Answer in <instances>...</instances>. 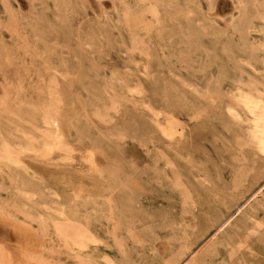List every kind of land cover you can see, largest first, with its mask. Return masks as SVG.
I'll use <instances>...</instances> for the list:
<instances>
[{"label": "rangeland", "instance_id": "rangeland-1", "mask_svg": "<svg viewBox=\"0 0 264 264\" xmlns=\"http://www.w3.org/2000/svg\"><path fill=\"white\" fill-rule=\"evenodd\" d=\"M141 9L136 0H0V148L35 144L55 75L72 162L21 151L24 172L0 159L6 223L39 237L38 223L25 221L34 210L86 220L96 242L61 244L59 264H264V198L252 199L264 186V158L238 145L225 107L239 89L264 92V0L163 3L154 28L137 30L148 52L139 74L123 17ZM124 80L141 85L145 107L173 110L181 143L164 138L142 106L105 115L94 92L120 94ZM89 149L96 167L87 173ZM245 238L249 248L233 254Z\"/></svg>", "mask_w": 264, "mask_h": 264}, {"label": "bare ground", "instance_id": "bare-ground-1", "mask_svg": "<svg viewBox=\"0 0 264 264\" xmlns=\"http://www.w3.org/2000/svg\"><path fill=\"white\" fill-rule=\"evenodd\" d=\"M136 2L142 4V9L136 14L127 13L123 17V20H124V24L129 28L130 34L133 38V48H132L133 52L135 50H140L139 59L137 58L136 60H134L136 70L138 71L137 73L140 74V73H147L148 71L147 65L144 63V61L143 64L140 63L141 59L146 61L148 60V52H145V50H142L143 48L140 49L137 46L138 44L141 43L136 38L138 36L137 30H140V28H144L147 31L153 29L154 28L153 24L159 22V15H160L159 8L161 7V5L163 3L170 5L173 3V0H153V1L136 0ZM186 6L188 12H190L189 3H186ZM261 19L264 23V16ZM207 27H211V26H207ZM61 31L63 32V30ZM60 43L61 42H59V44ZM261 47L264 51V43L261 45ZM68 48L70 47L68 46ZM129 71L131 70H128V72ZM51 80L52 81L50 86L52 87V89H55L54 90L55 96H52L50 98V102L48 103V105H46L40 111V115L38 117L40 127L37 131V140L34 142L35 144H33L32 138L30 137H28V139L24 141L23 145L18 143L11 145L7 141L1 142L2 148H0V159H3L5 162L15 167L22 168L24 172L26 171V168L23 166V163L21 162L20 157L18 155L19 152L21 151L33 152L36 154L37 157H48V158L52 154L57 153L60 156V160L63 163L72 165V162L69 161V158H71V153H70L71 142H69L68 138L66 137L62 129L60 114L58 110L60 103L57 97L58 80L57 78H55V75H52ZM124 84L126 85V90H124L122 93L120 92V94L113 93L114 95H112L111 97H107L104 93L105 90L103 89L96 90L95 92L93 91L94 98L102 104L103 108H105V115H109V110L115 112H121L123 109L127 108L128 104H132L133 107L135 108L137 106H142L146 108V111L145 110L144 111L149 114L151 123L157 128V130L161 133V135L164 138H166L175 145L181 143L183 141L181 134V127L174 116L173 110L167 112H158V113H156V111L154 112L151 107H145L144 102L140 101L144 97V92L143 90H141V85L139 83H135L133 81L132 84H128L124 80ZM110 89L114 90L113 88ZM225 107L230 118L240 128L241 135L237 136L238 145L241 148H243V146H247L250 150L251 156L255 157L257 155H260L261 157L264 158V92L260 91L255 87L251 88V91L249 92H244L243 90L239 89L236 94L230 96L229 101L227 102ZM199 127L201 128L200 124ZM196 131H200L197 126H196ZM242 159L244 160V158ZM84 160H85L86 169L84 168L85 171L83 172H87V173L93 172V169H95L96 164L92 150L90 149L87 150L84 156ZM244 172L245 169L242 168L241 173L244 174ZM201 179L202 178H200V180ZM206 180H207L206 178H203L202 183L205 182ZM30 193L27 192V195L31 197L32 194L34 193L32 192ZM53 196L56 198L54 193ZM263 198H264V186L261 187L254 194L252 199L257 203H261V201H263ZM42 205L44 206V204ZM28 207L29 206H27L25 203L23 204V208H28ZM25 221L28 223H32V222L38 223V233H40L39 236L40 238L38 236H35L33 233H31L30 231L32 230L29 229L28 226L26 227L25 225L19 224L14 219H11L10 225H8L5 220L4 209L0 204V264H59L58 253L61 244H63L66 247L70 246V247L83 249L87 242L90 243L96 242V238L92 234L91 230L88 228L89 223L86 220H81L76 217L70 219L68 217H64L61 214H59L55 218L53 217L50 218L43 215L39 210H34L33 212L29 213V215L25 218ZM249 231L248 232L251 233V236L252 235L254 236L257 234L258 229H253ZM235 237H238L237 234L228 236V239H226L228 240V245H230V243L234 241ZM248 239L249 238H245L239 241L238 246L233 254H238L242 249L249 248L248 243L251 238L249 240ZM13 242H15V244Z\"/></svg>", "mask_w": 264, "mask_h": 264}]
</instances>
